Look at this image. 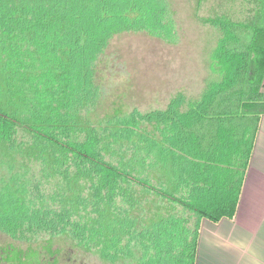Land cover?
Instances as JSON below:
<instances>
[{
    "label": "trees",
    "instance_id": "1",
    "mask_svg": "<svg viewBox=\"0 0 264 264\" xmlns=\"http://www.w3.org/2000/svg\"><path fill=\"white\" fill-rule=\"evenodd\" d=\"M207 1L220 10L201 16ZM195 12L215 30L199 93L98 116L110 41L177 43L171 0H0V232L27 245L8 259L46 264L32 246L62 238L81 264H196L202 222L235 218L264 116V0Z\"/></svg>",
    "mask_w": 264,
    "mask_h": 264
},
{
    "label": "rangeland",
    "instance_id": "2",
    "mask_svg": "<svg viewBox=\"0 0 264 264\" xmlns=\"http://www.w3.org/2000/svg\"><path fill=\"white\" fill-rule=\"evenodd\" d=\"M180 29V40L168 43L143 32L116 35L105 50L99 67L98 82L104 96L96 114L103 116L122 108L141 111L164 108L170 98L184 92L196 96L208 77L209 56L215 30L196 17V0H171ZM220 2L207 1L199 15L210 16L220 10ZM215 44V43H213ZM45 242L32 247L43 251L46 264H81L78 250L67 239H55L53 249L44 252ZM25 249L0 232V264H17L8 259L9 247ZM42 253V252H41ZM56 263H52L53 259ZM36 260V258H35Z\"/></svg>",
    "mask_w": 264,
    "mask_h": 264
},
{
    "label": "crops",
    "instance_id": "3",
    "mask_svg": "<svg viewBox=\"0 0 264 264\" xmlns=\"http://www.w3.org/2000/svg\"><path fill=\"white\" fill-rule=\"evenodd\" d=\"M196 264H264V116L236 216L202 222Z\"/></svg>",
    "mask_w": 264,
    "mask_h": 264
}]
</instances>
